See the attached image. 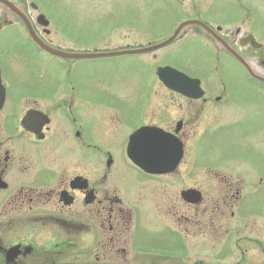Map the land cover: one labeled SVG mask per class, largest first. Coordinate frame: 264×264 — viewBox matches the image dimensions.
Segmentation results:
<instances>
[{"label":"flooded vegetation","instance_id":"obj_1","mask_svg":"<svg viewBox=\"0 0 264 264\" xmlns=\"http://www.w3.org/2000/svg\"><path fill=\"white\" fill-rule=\"evenodd\" d=\"M9 1L0 0V264H264V212L254 208L264 0ZM179 22L166 45L122 54H199L209 68L198 75L160 64L198 78L189 93L160 81L143 104H127L121 85L107 90L121 100L94 101L51 62L147 47ZM95 23L126 31L97 47L55 39L68 28L83 41L77 29ZM158 24L170 31L156 40L132 29ZM140 127L134 152L149 165L128 156ZM217 135L230 140L225 151L211 148Z\"/></svg>","mask_w":264,"mask_h":264},{"label":"rangeland","instance_id":"obj_2","mask_svg":"<svg viewBox=\"0 0 264 264\" xmlns=\"http://www.w3.org/2000/svg\"><path fill=\"white\" fill-rule=\"evenodd\" d=\"M132 29L137 31L138 35L148 31L150 40L160 39L170 31V27L167 24L148 27L143 25ZM57 31L58 35L55 39L58 38L59 41L65 43L72 42L73 44L92 42L91 44L97 47L103 44L119 43V36H122V33L126 29L100 26L99 23H95L92 27H80L77 31L80 33V38L82 36L84 37L83 41L79 39L80 42L73 41V36L75 35L73 29L65 28L64 32L63 28H59ZM70 36H72L73 40H71ZM144 40L146 41V38ZM179 48L177 45L167 46L162 50L157 59H154L149 54H118L80 58L74 59V61L55 57L57 60L53 59L51 62L57 67H60L59 70L69 81L72 80L74 83L79 84L80 89H87L90 86L91 90L88 93L91 92L94 94V101L121 100L122 97H114V93L107 92L108 89H118V85H121L124 86V88H121L122 90L124 89L123 100L127 101V104L139 105L147 101L154 89L158 91L162 89L161 82L155 74V69L158 65L171 64L182 69H189L191 72H193L192 70H196V73H193L197 75L209 68V60L204 65V60L199 54L184 55L177 52ZM184 50L188 49L186 48ZM36 60L42 63L41 61H47L49 59L38 57ZM59 62H61L60 65ZM225 62L236 67L230 60L226 59ZM49 67L50 65L47 68ZM212 67H214V61H212ZM34 68H39V66H34ZM157 93L154 96V100L158 99ZM220 136L217 135V140L211 145V148L215 151L220 150L222 146L223 151H225L226 147L230 146V140L227 138L223 139ZM256 142L260 147H264V140H256ZM206 147L210 149V145H206ZM254 166L255 169L261 168L257 165ZM197 173L198 171L192 172V174ZM195 176L196 178L199 177L197 175ZM254 201L255 212H264V187L255 193Z\"/></svg>","mask_w":264,"mask_h":264},{"label":"water","instance_id":"obj_3","mask_svg":"<svg viewBox=\"0 0 264 264\" xmlns=\"http://www.w3.org/2000/svg\"><path fill=\"white\" fill-rule=\"evenodd\" d=\"M4 3H1L5 6H11L13 7L14 5L8 1H3ZM19 14L20 12L18 10H16ZM31 29V28H30ZM32 35L37 38L33 33V31L31 30ZM175 37V34L172 35L171 37L162 40L160 42H157L155 44L149 45L147 47H142V48H133V49H117V50H112V51H95V52H76V53H68V52H62L64 54L67 55H74V56H79V57H95V56H107V55H114V54H121L124 52H134V51H144V50H149V49H153L162 45H165L166 43H168L169 41H171L173 38ZM53 52H60V50H54ZM159 76L163 79V81L172 86L175 87L179 90H181L182 92H186L189 93L191 90L192 85H195L196 83L194 82L193 78L188 77L187 75H185L184 73L169 67V66H164L160 68V72H159ZM192 84V85H191ZM138 133L135 134V136L139 137V135H141L144 132V129H140L139 131H137ZM132 149V150H131ZM130 151V157L137 163L139 164H144V165H149L150 162L147 159H149V156H145V157H141V155L136 154L133 151V147L131 146V148L129 149ZM178 158V155L176 156Z\"/></svg>","mask_w":264,"mask_h":264}]
</instances>
